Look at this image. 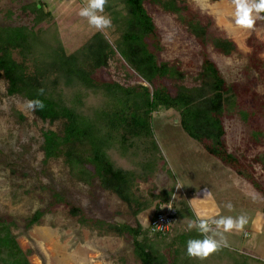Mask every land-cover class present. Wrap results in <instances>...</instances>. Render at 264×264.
<instances>
[{
  "label": "rangeland",
  "instance_id": "obj_1",
  "mask_svg": "<svg viewBox=\"0 0 264 264\" xmlns=\"http://www.w3.org/2000/svg\"><path fill=\"white\" fill-rule=\"evenodd\" d=\"M85 3L86 0H0V27L24 25L44 29L54 23L55 29L51 27L49 32L56 31L65 55L76 53L96 32L112 43L117 38L113 27L99 31L79 15ZM35 4L46 14L37 26L31 10ZM183 5L186 12L209 24L213 36L228 38L236 45L237 51L229 55L211 44L205 46V51L236 94L238 105L248 114L246 121L237 115H224L223 139L229 152L243 164H250L259 188L223 165L203 143L188 136L179 125L177 111L159 108L152 114L151 125L165 164L152 175L138 178L133 191L142 200L150 199L167 188L169 177L165 170H170L174 176L171 198L176 207L181 205L183 212L189 207L191 212L214 218L242 214L248 218L244 229L229 233L232 241L226 239L227 246L209 255L203 264H238L243 260L240 254L248 257L247 261L258 259L261 262L255 264H264V136L255 134L264 132V25L257 20L251 30L236 26L231 0H184ZM146 8L161 36L160 58L184 74L167 77L164 82L171 91L179 84L188 88L198 85L197 74L203 60L201 44L176 13L165 12L151 1H147ZM12 56L25 66L27 73L45 64L41 55L23 59L14 50ZM121 61L115 54L98 71V77L131 84L135 77L128 75L131 71L121 67ZM50 75L53 78L54 74ZM6 86V81L0 79V217L15 220L12 232L20 248L28 254L29 262L141 264L126 237L97 234V229L81 225L65 203L94 219L132 225L139 221L145 229L155 212L154 204L134 217L133 208L112 192L99 188L96 182L90 186L73 177L62 157L43 163L42 130L62 134L65 121L53 112L45 119L36 117L33 109L27 107L28 100L18 94H7ZM55 192L62 201H54ZM229 202L232 210L225 207ZM204 207L206 210L202 212ZM36 209L45 210V214L38 223L25 228V221ZM242 242L247 251H240Z\"/></svg>",
  "mask_w": 264,
  "mask_h": 264
},
{
  "label": "trees",
  "instance_id": "obj_2",
  "mask_svg": "<svg viewBox=\"0 0 264 264\" xmlns=\"http://www.w3.org/2000/svg\"><path fill=\"white\" fill-rule=\"evenodd\" d=\"M147 1L157 4L165 12L176 13L203 47L198 85L188 88L179 84L171 91L164 82L167 77L184 74L160 58L161 36L147 11ZM183 2L108 0L104 13L111 18L117 38L110 43L96 32L70 55L64 54L56 31L49 32L54 23L44 29L24 25L0 27V79L6 81L7 94H18L28 101L40 99L45 107L33 110L36 117L45 119L53 112L65 121L62 134L42 130L43 163L62 157L73 177L90 186L96 182L99 188L112 192L133 208L134 217L154 204L153 218L159 203L169 201L174 192V176L168 169L165 170L169 177L167 188L150 199L142 200L133 191L138 178L152 175L165 164L151 125L152 114L159 108L177 111L179 125L188 136L203 143L223 165L259 188L250 164H243L229 152L223 139L224 115H237L246 121L248 114L238 105L236 94L205 51V46L211 44L214 49L229 55L237 51L236 45L228 38L213 36L209 24H203L195 14L186 12ZM31 10L34 26L40 25L46 14L37 4L31 6ZM258 22L264 25V19ZM14 50L23 59L41 55L45 64L27 73L25 66L13 58ZM115 54L123 60L121 67L135 77L131 84L98 77V71ZM40 89L44 90L43 95ZM255 134L264 136L260 131ZM53 199L62 201L57 192L53 193ZM65 204L81 225L97 229V234L126 237L141 264H203L204 260L187 254V241L196 239V235L203 238L197 230L187 228L188 223L195 220L189 207L184 212L181 205L177 207L170 232L149 235L139 221L134 225L109 223L88 217L69 202ZM44 214L45 210L36 209L24 227L38 223ZM15 225L12 217H0V264H31L12 232ZM240 258L243 260L238 264L261 262L258 259L247 261L248 257L241 254Z\"/></svg>",
  "mask_w": 264,
  "mask_h": 264
},
{
  "label": "clouds",
  "instance_id": "obj_3",
  "mask_svg": "<svg viewBox=\"0 0 264 264\" xmlns=\"http://www.w3.org/2000/svg\"><path fill=\"white\" fill-rule=\"evenodd\" d=\"M231 2L234 8L233 19L239 28L251 30L257 20L264 19V15H262L264 14V0H231ZM107 3L108 0H86L85 5L79 11V15L85 18L90 26L99 31H104L112 27L111 18L103 14ZM39 91L43 95L44 90L40 89ZM27 107L33 110H43L45 105L42 100L34 99L27 101ZM180 187L181 185L178 184L177 188ZM225 207L232 210L233 205L229 202ZM195 215L196 219L190 221L187 228L188 230H197L203 238L189 239L187 241V254L189 257L200 260L206 259L220 248L227 246V240L223 233H230L233 230L242 231L248 223L247 216L243 214L238 217L220 216L214 218L197 211Z\"/></svg>",
  "mask_w": 264,
  "mask_h": 264
},
{
  "label": "built area",
  "instance_id": "obj_4",
  "mask_svg": "<svg viewBox=\"0 0 264 264\" xmlns=\"http://www.w3.org/2000/svg\"><path fill=\"white\" fill-rule=\"evenodd\" d=\"M177 207L170 198L167 202L159 203V209L155 216L150 219L147 230L149 235H165L171 231L176 216Z\"/></svg>",
  "mask_w": 264,
  "mask_h": 264
},
{
  "label": "crops",
  "instance_id": "obj_5",
  "mask_svg": "<svg viewBox=\"0 0 264 264\" xmlns=\"http://www.w3.org/2000/svg\"><path fill=\"white\" fill-rule=\"evenodd\" d=\"M207 204H209L210 205V202H207ZM214 204V201H212L211 202V205H213ZM205 207L202 209V212H205ZM192 213H193V215H194V217H195V219H196V216H195V213H194V211L192 210ZM214 227V226H213ZM231 233V232H230ZM244 236H245V233L243 234ZM223 236L226 238V239H228V240H230V241H232L231 239L233 238V237H231V234H229V233H223ZM245 246H244V243L242 242V244H241V250L240 251H242V250H245V251H247L245 248H244ZM247 247H249V245L247 246ZM253 248H255V247H253ZM242 252H244V251H242Z\"/></svg>",
  "mask_w": 264,
  "mask_h": 264
}]
</instances>
